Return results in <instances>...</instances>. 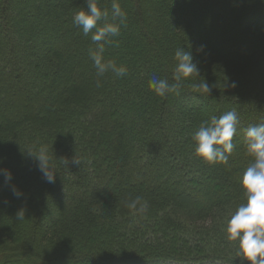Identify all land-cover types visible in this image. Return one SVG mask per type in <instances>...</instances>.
Instances as JSON below:
<instances>
[{
    "label": "trees",
    "instance_id": "1",
    "mask_svg": "<svg viewBox=\"0 0 264 264\" xmlns=\"http://www.w3.org/2000/svg\"><path fill=\"white\" fill-rule=\"evenodd\" d=\"M118 2L127 23L103 58L127 75L97 87L96 45L72 19L85 0H0V264H251L225 229L246 202V130L264 123V0ZM180 47L200 75L161 97L149 81L175 83ZM227 111L234 148L208 163L193 136ZM41 147L54 183L28 153ZM136 196L146 213L126 207Z\"/></svg>",
    "mask_w": 264,
    "mask_h": 264
},
{
    "label": "clouds",
    "instance_id": "2",
    "mask_svg": "<svg viewBox=\"0 0 264 264\" xmlns=\"http://www.w3.org/2000/svg\"><path fill=\"white\" fill-rule=\"evenodd\" d=\"M73 24L82 30L83 35L91 34V41L96 45L95 49H89V56L96 70V86L101 87V79L108 74L115 77L127 75V68L118 65L115 61H106L103 58L105 44L110 42V37L120 34L121 27L126 26L127 13L122 9L118 0H112L111 9L98 6V0H85V6L73 14ZM102 22V24H101ZM99 25V26H98ZM205 46L201 45L199 50ZM176 67L173 79L175 83H169L166 79L152 76L149 88L157 95L164 97L169 93L179 94L181 81L199 76L200 69L194 62L193 55L184 48H178L174 53ZM235 82L225 81L224 87H235ZM201 92L210 94L212 87L205 80L195 85ZM239 124V118L235 111H227L219 118L213 116L205 121L194 134L196 142V154L208 163L226 162L228 154L234 148L233 137ZM245 143L248 153L253 157V162L247 167L241 178L246 202L238 206L229 218L226 225L227 238L236 241L239 255L246 258L251 264H264V123L250 126L245 133ZM35 160L39 171L47 183H54L56 174L54 165L50 164V157L46 148L37 151L28 150ZM69 164V160L65 161ZM71 163L79 166L81 161L73 158ZM0 175L4 177L5 184L12 180V173L7 168H0ZM12 195L16 198L23 196V192L15 186L11 187ZM126 207L139 214L148 211V204L142 202L140 196L130 198ZM25 211L20 209L16 219L22 220Z\"/></svg>",
    "mask_w": 264,
    "mask_h": 264
}]
</instances>
